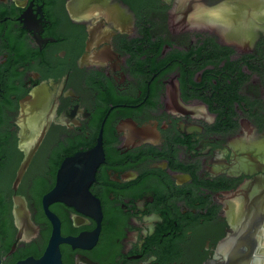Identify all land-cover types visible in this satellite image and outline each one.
I'll list each match as a JSON object with an SVG mask.
<instances>
[{"label": "flooded vegetation", "instance_id": "obj_1", "mask_svg": "<svg viewBox=\"0 0 264 264\" xmlns=\"http://www.w3.org/2000/svg\"><path fill=\"white\" fill-rule=\"evenodd\" d=\"M176 1L0 0L1 264L43 254V197L100 139L101 214L49 206L83 238L60 244L64 264H264V11L185 23Z\"/></svg>", "mask_w": 264, "mask_h": 264}, {"label": "water", "instance_id": "obj_2", "mask_svg": "<svg viewBox=\"0 0 264 264\" xmlns=\"http://www.w3.org/2000/svg\"><path fill=\"white\" fill-rule=\"evenodd\" d=\"M230 4L246 7L247 17L250 18V21L255 18L256 13L264 11V0H179L175 2V15L173 18L181 19L185 23L206 21L207 19L212 18L202 19L204 13ZM43 134L44 133H41V137ZM37 147L38 143L33 145L25 155L19 175H21L27 168ZM103 157L104 150L100 139V142L93 149L78 152L73 156L67 157L63 161L58 171L55 187L43 197V206L46 215L52 223V232L48 244L39 258L29 256L25 259L19 260L16 264H64L60 244L62 242H68L73 245H79L82 242V237L64 238L61 235L60 220L55 213L50 210L49 206L55 201H63L75 206L91 203L96 210H100V205L90 192L89 186L94 179L97 167L103 160ZM247 209L252 212L254 206H249ZM14 212L21 232L35 235L38 229L32 222L26 203L23 200L16 198V208ZM14 246L15 244H13V247ZM234 251L236 255L240 252L239 249H235ZM11 252H13V249ZM1 263L2 256L0 251V264Z\"/></svg>", "mask_w": 264, "mask_h": 264}, {"label": "trees", "instance_id": "obj_3", "mask_svg": "<svg viewBox=\"0 0 264 264\" xmlns=\"http://www.w3.org/2000/svg\"><path fill=\"white\" fill-rule=\"evenodd\" d=\"M13 242L12 241H7L6 240V233L4 232L2 225H1V220H0V250L4 252H9L12 248ZM23 250H20L16 253L17 256H22L23 255ZM34 253V252H31Z\"/></svg>", "mask_w": 264, "mask_h": 264}]
</instances>
